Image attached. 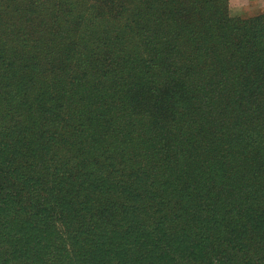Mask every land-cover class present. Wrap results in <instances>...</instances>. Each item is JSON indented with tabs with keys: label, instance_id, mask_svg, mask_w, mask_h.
I'll list each match as a JSON object with an SVG mask.
<instances>
[{
	"label": "trees",
	"instance_id": "obj_1",
	"mask_svg": "<svg viewBox=\"0 0 264 264\" xmlns=\"http://www.w3.org/2000/svg\"><path fill=\"white\" fill-rule=\"evenodd\" d=\"M210 2L0 0V264H264V13Z\"/></svg>",
	"mask_w": 264,
	"mask_h": 264
},
{
	"label": "rangeland",
	"instance_id": "obj_2",
	"mask_svg": "<svg viewBox=\"0 0 264 264\" xmlns=\"http://www.w3.org/2000/svg\"><path fill=\"white\" fill-rule=\"evenodd\" d=\"M215 3L214 5L211 2L204 3L201 9L217 10L221 16L226 11V18L230 21L232 19L246 20L264 13V0H216ZM193 8H197V4Z\"/></svg>",
	"mask_w": 264,
	"mask_h": 264
}]
</instances>
